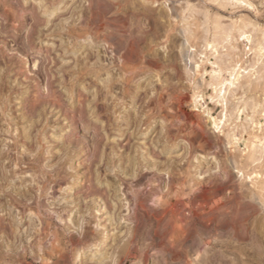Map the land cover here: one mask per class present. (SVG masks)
I'll return each mask as SVG.
<instances>
[{
  "label": "rangeland",
  "instance_id": "1",
  "mask_svg": "<svg viewBox=\"0 0 264 264\" xmlns=\"http://www.w3.org/2000/svg\"><path fill=\"white\" fill-rule=\"evenodd\" d=\"M0 264H264V0H0Z\"/></svg>",
  "mask_w": 264,
  "mask_h": 264
},
{
  "label": "bare ground",
  "instance_id": "2",
  "mask_svg": "<svg viewBox=\"0 0 264 264\" xmlns=\"http://www.w3.org/2000/svg\"><path fill=\"white\" fill-rule=\"evenodd\" d=\"M118 47V46H117ZM178 215V214H177ZM176 216V215H175ZM181 221V220H180ZM167 223V222H166ZM170 223V222H169ZM213 223V222H212ZM226 224V223H225ZM172 228V227H171ZM54 233H56V232H54ZM179 235V234H178ZM171 236V235H170ZM172 239V238H171ZM55 242V241H54ZM49 244V243H48ZM57 250V249H56ZM76 256H78V255H76ZM64 257V256H63Z\"/></svg>",
  "mask_w": 264,
  "mask_h": 264
}]
</instances>
